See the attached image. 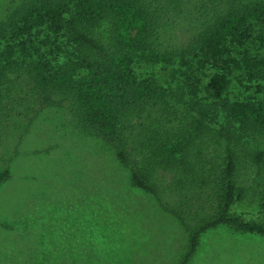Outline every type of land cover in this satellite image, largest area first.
<instances>
[{"label": "trees", "instance_id": "16d2710c", "mask_svg": "<svg viewBox=\"0 0 264 264\" xmlns=\"http://www.w3.org/2000/svg\"><path fill=\"white\" fill-rule=\"evenodd\" d=\"M184 3L23 0L0 23V38L17 40L19 51L0 50V94L9 71L27 68L29 92L41 106L68 110L113 154L129 185L156 196L184 223L188 242L179 264H188L202 236L220 225L264 236V221L236 211L252 196L264 212V0L194 4L200 17L192 38L162 47L163 19ZM41 26L73 46L66 61L39 51L34 58L30 40ZM179 61L184 88L136 74L137 64ZM236 71L240 88L251 92L244 98L231 94ZM160 110L162 120H149ZM214 145L217 155L208 152ZM9 176L0 171V184Z\"/></svg>", "mask_w": 264, "mask_h": 264}, {"label": "rangeland", "instance_id": "374dc122", "mask_svg": "<svg viewBox=\"0 0 264 264\" xmlns=\"http://www.w3.org/2000/svg\"><path fill=\"white\" fill-rule=\"evenodd\" d=\"M22 1L0 0V23ZM181 2L182 11L163 19L162 47L186 44L195 32L200 15L194 4L203 0ZM9 45L18 55L17 40L0 38V50ZM30 45L34 58L41 53L54 63L74 51L47 26L34 30ZM135 70L164 87L184 88L180 61L137 64ZM239 77L234 72L231 94L244 98L251 92L240 88ZM30 79L28 69L19 67L1 83L0 171L9 169L10 176L0 184V264H179L188 242L184 223L156 196L129 185L113 154L76 126L68 110L41 106L38 94L29 92ZM164 116L160 110L149 120L157 124ZM217 150L214 145L208 152ZM236 211L264 221L252 196ZM188 264H264V236L220 225L202 236Z\"/></svg>", "mask_w": 264, "mask_h": 264}]
</instances>
